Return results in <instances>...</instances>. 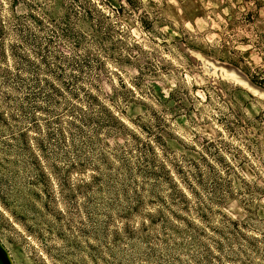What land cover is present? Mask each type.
Instances as JSON below:
<instances>
[{
  "label": "rangeland",
  "instance_id": "1",
  "mask_svg": "<svg viewBox=\"0 0 264 264\" xmlns=\"http://www.w3.org/2000/svg\"><path fill=\"white\" fill-rule=\"evenodd\" d=\"M141 1L0 0L13 264H264V97L243 82L264 90V0ZM153 111L172 142L148 153ZM205 148L199 181L183 158Z\"/></svg>",
  "mask_w": 264,
  "mask_h": 264
},
{
  "label": "trees",
  "instance_id": "2",
  "mask_svg": "<svg viewBox=\"0 0 264 264\" xmlns=\"http://www.w3.org/2000/svg\"><path fill=\"white\" fill-rule=\"evenodd\" d=\"M125 1L127 2V5H129V6L133 5L131 0H125ZM139 1L142 2L141 0H139ZM122 8H126V7L122 6ZM89 17H90V14L87 16V19ZM254 82L258 85L263 86L261 84V82H258V80H254ZM218 83L219 84H227V83H224L223 81H218ZM211 88L213 89V86ZM238 90L240 92L244 93L245 95H247L248 97H251V98L253 97L252 94H250L249 92H247L246 90H244L242 88H238ZM148 93H149L148 94L149 100L153 104H158V106L172 104L173 102H175V100L177 98V91H173L169 96H167L156 85L152 86L151 89L148 91ZM206 93H207L206 94L207 101H210L211 100V94L209 92H206ZM85 95L88 98L89 103L91 104L92 107H94V105H95V104L93 105V102L100 103L98 101L99 97L94 95L92 92H90V90H85ZM76 96L78 97V95H76ZM107 97L110 98V96H107ZM100 106H101V108L99 109L100 110L99 114H101L103 117H105L107 122L110 123L111 126H120V128H122V129L126 128L124 123L122 122V119L120 118V114L126 115V110H120V112L118 114H114L113 112H110L108 109H106L103 105H100ZM128 109H130V108H128ZM151 116H153L151 122H143V120H140L141 132L147 136V139L143 140V138L138 136V135H134L132 137V139L134 141H139L140 146H142L143 149H146L148 153L154 151V148L156 146L168 148L172 142L171 138L169 137V134H167L164 130H162V120L159 117L158 113L156 111L155 112L153 111ZM98 119L102 120L100 118H98ZM206 143L214 144L215 141H213V142L206 141ZM194 152H197L196 157H193L191 160H189V157L185 156V158H183V159H188V161L192 165L196 166V168L199 167V169H201L199 172H195L194 176H192V177H196L197 179H199V181H202L204 178V172L202 169L206 168V165L208 163L207 155L209 153L210 154H212V153L209 151V148H205L203 150V152H198V151H194ZM204 164H205V166H204ZM207 166H209V165H207ZM212 169H213V167H212ZM199 183L201 184L202 182H199Z\"/></svg>",
  "mask_w": 264,
  "mask_h": 264
},
{
  "label": "water",
  "instance_id": "3",
  "mask_svg": "<svg viewBox=\"0 0 264 264\" xmlns=\"http://www.w3.org/2000/svg\"><path fill=\"white\" fill-rule=\"evenodd\" d=\"M0 264H13L6 249L0 243Z\"/></svg>",
  "mask_w": 264,
  "mask_h": 264
},
{
  "label": "bare ground",
  "instance_id": "4",
  "mask_svg": "<svg viewBox=\"0 0 264 264\" xmlns=\"http://www.w3.org/2000/svg\"><path fill=\"white\" fill-rule=\"evenodd\" d=\"M245 85H247L254 93L258 94L259 96L264 97V90H261L257 87H255L253 84H251L246 79L243 81Z\"/></svg>",
  "mask_w": 264,
  "mask_h": 264
}]
</instances>
